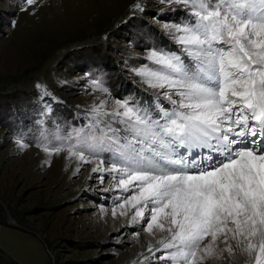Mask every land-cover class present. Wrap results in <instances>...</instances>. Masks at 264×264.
<instances>
[{
    "label": "rangeland",
    "instance_id": "obj_1",
    "mask_svg": "<svg viewBox=\"0 0 264 264\" xmlns=\"http://www.w3.org/2000/svg\"><path fill=\"white\" fill-rule=\"evenodd\" d=\"M189 19L181 0H0V264H166L156 247L168 233L131 223L130 206L120 215L131 192L93 171L111 167L110 153L86 152V163L68 147L92 133L101 100L154 118L158 103L170 107L135 70L155 67L154 49L187 61L171 26ZM224 248L203 264H253Z\"/></svg>",
    "mask_w": 264,
    "mask_h": 264
},
{
    "label": "snow or ice",
    "instance_id": "obj_2",
    "mask_svg": "<svg viewBox=\"0 0 264 264\" xmlns=\"http://www.w3.org/2000/svg\"><path fill=\"white\" fill-rule=\"evenodd\" d=\"M181 3L190 19L171 27L187 61L154 49L147 58L155 67L135 70L165 89L170 107L158 103L154 118L127 99L115 100L111 111L101 100L91 110L92 133L68 153L86 163V152L110 153L111 167L100 160L93 171L117 174L115 186L131 192L120 215L130 206L131 223L168 233L156 247L158 260L203 264L222 240L221 252L240 248L264 264V0Z\"/></svg>",
    "mask_w": 264,
    "mask_h": 264
},
{
    "label": "bare ground",
    "instance_id": "obj_3",
    "mask_svg": "<svg viewBox=\"0 0 264 264\" xmlns=\"http://www.w3.org/2000/svg\"><path fill=\"white\" fill-rule=\"evenodd\" d=\"M229 243H233V245H234V242L233 241H229Z\"/></svg>",
    "mask_w": 264,
    "mask_h": 264
}]
</instances>
